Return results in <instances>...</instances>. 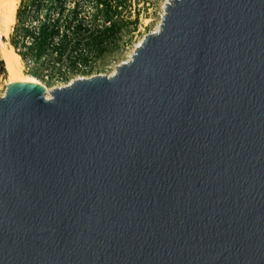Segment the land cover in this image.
Here are the masks:
<instances>
[{
    "label": "water",
    "instance_id": "1",
    "mask_svg": "<svg viewBox=\"0 0 264 264\" xmlns=\"http://www.w3.org/2000/svg\"><path fill=\"white\" fill-rule=\"evenodd\" d=\"M0 264H264V0L166 1L114 74L9 83Z\"/></svg>",
    "mask_w": 264,
    "mask_h": 264
},
{
    "label": "rangeland",
    "instance_id": "2",
    "mask_svg": "<svg viewBox=\"0 0 264 264\" xmlns=\"http://www.w3.org/2000/svg\"><path fill=\"white\" fill-rule=\"evenodd\" d=\"M40 0H19L16 10L21 13L20 23L25 25L31 23L32 27H37L40 22L44 21L48 16L50 18L56 17V12L51 10L46 15V7H43L38 18H35V2ZM50 0H46L49 3ZM76 0H62L66 4L67 8H72L73 3ZM124 5L119 17V25L121 28L118 42L108 48V52L102 56L90 57L87 64L67 66L65 57L62 61L57 62L56 54L52 53L45 60L38 63H31L25 65L22 61V74L31 80L37 81L42 84L43 87L51 90L55 87L64 86L71 81L78 78H90L92 76H110L115 73L116 67L129 59V56L133 54L134 49L138 46L143 38L150 33H155L160 26L161 18L165 8V3L168 0H122ZM91 0H81L80 15L83 18L89 19V16L93 13V6L90 3ZM68 14L67 12H65ZM136 23L134 24V20ZM38 20V21H37ZM20 23L15 21L12 31L9 34L8 42L11 45L12 39L20 32ZM97 25H102V21L95 22ZM109 23L106 24L108 26ZM4 41V40H3ZM27 42V46H30L32 42L31 37L23 40V43ZM12 46V45H11ZM21 51H23L21 35L19 38V45ZM15 51V49L13 48ZM16 53V52H15ZM17 54V53H16ZM18 55V54H17ZM8 82V74L5 69L4 62L0 55V97L3 96L6 85Z\"/></svg>",
    "mask_w": 264,
    "mask_h": 264
},
{
    "label": "trees",
    "instance_id": "3",
    "mask_svg": "<svg viewBox=\"0 0 264 264\" xmlns=\"http://www.w3.org/2000/svg\"><path fill=\"white\" fill-rule=\"evenodd\" d=\"M80 1L76 0L71 9L67 8L62 0H50L49 3L46 0L35 2L37 3L34 11L36 19L43 7L47 9L46 15L51 10L56 12V17L48 16L37 27H32L31 23L27 25L20 23L21 13L18 11L16 19L20 23L23 51L18 47L19 33L12 39L11 45L20 61L22 60L25 65L44 63L42 61L46 57L55 53L57 62L65 57L67 66L85 65L90 57L102 56L108 52V48L118 42L121 31L119 17L124 2L122 0H91L93 13L89 19H86L80 15ZM98 20L102 21V25L95 23ZM107 23H109L108 26H106ZM28 37L32 39L30 46L23 43V40Z\"/></svg>",
    "mask_w": 264,
    "mask_h": 264
},
{
    "label": "bare ground",
    "instance_id": "4",
    "mask_svg": "<svg viewBox=\"0 0 264 264\" xmlns=\"http://www.w3.org/2000/svg\"><path fill=\"white\" fill-rule=\"evenodd\" d=\"M18 1L19 0H0V55L2 57L5 69L8 74L7 85L11 82L21 80L35 82L36 84L42 86V84L38 83L37 81L31 80L23 76L20 58L18 57V55H16L13 50V47L8 42L9 34L12 31L16 21V10ZM169 1L170 0H168V2ZM158 30L159 27L157 28L155 33H157ZM131 56L132 54L129 56V59L131 58ZM43 88L45 90V97L48 99L50 90L45 87Z\"/></svg>",
    "mask_w": 264,
    "mask_h": 264
},
{
    "label": "built area",
    "instance_id": "5",
    "mask_svg": "<svg viewBox=\"0 0 264 264\" xmlns=\"http://www.w3.org/2000/svg\"><path fill=\"white\" fill-rule=\"evenodd\" d=\"M26 45H27V42H26ZM30 45H31V43H30Z\"/></svg>",
    "mask_w": 264,
    "mask_h": 264
}]
</instances>
